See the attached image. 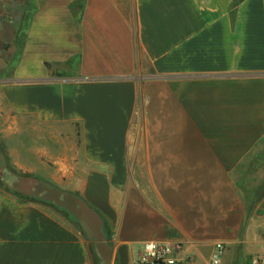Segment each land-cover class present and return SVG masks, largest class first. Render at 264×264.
<instances>
[{
    "label": "crops",
    "instance_id": "crops-1",
    "mask_svg": "<svg viewBox=\"0 0 264 264\" xmlns=\"http://www.w3.org/2000/svg\"><path fill=\"white\" fill-rule=\"evenodd\" d=\"M28 1L0 145L79 216L0 193V264H136L149 240L264 255V196L244 200L264 182V0H19L13 21Z\"/></svg>",
    "mask_w": 264,
    "mask_h": 264
},
{
    "label": "rangeland",
    "instance_id": "rangeland-1",
    "mask_svg": "<svg viewBox=\"0 0 264 264\" xmlns=\"http://www.w3.org/2000/svg\"><path fill=\"white\" fill-rule=\"evenodd\" d=\"M0 0V7L7 9L8 11L3 13V19L4 21H7L10 26H5L3 28L2 21L0 20V78H13L12 70L10 62L13 57L16 55V46L18 42V39L21 40L23 37L22 33L24 32L25 28V21L26 18L27 21L29 20V16L33 9V3L32 1H28V3L22 4V14H25L23 18L17 20V23L14 24V21L9 17V13L12 14L16 8L17 5L21 2L19 0ZM10 6V8H9ZM26 12V13H24ZM6 18V19H5ZM9 18V19H8ZM28 24V23H27ZM8 27H11V29H8ZM20 28V29H19ZM19 29V33L13 34V31H17ZM3 30V31H2ZM10 30V31H9ZM2 31V32H1ZM5 41H8V43L5 44ZM20 44V43H19ZM3 71V72H2ZM2 127V124L0 123V129ZM38 132L37 130H32V123H29V129L21 132L16 131V133H12V138H19V137H29L28 139L32 138L33 134H36ZM3 138V133L0 130V140ZM2 146L0 145V170L2 171L3 167L6 166L9 170L16 174L25 175L24 182H27V188L22 190V188L19 190L23 194H16L12 191V189H9L5 186H9L8 184L5 185V183L0 180V193L2 194V197L6 201H11L15 203H26L31 202L34 204H39L46 209L54 212H58L59 209H62V212L65 213L66 209L70 212L74 213L76 216H79V211L75 207L73 200L75 199L72 194H68L65 191H62L60 188L54 186L51 184V182L47 179L38 178L35 176L34 171H24L23 169L19 168L15 164H12L6 161L5 156L2 153ZM13 180V179H11ZM23 180V179H22ZM4 183V184H3ZM31 183V184H30ZM11 187V186H10ZM14 187V186H13ZM11 187V188H13ZM14 189V188H13ZM15 190V189H14ZM65 200H69V203ZM59 207V209L56 208ZM66 208V209H65Z\"/></svg>",
    "mask_w": 264,
    "mask_h": 264
},
{
    "label": "built area",
    "instance_id": "built-area-1",
    "mask_svg": "<svg viewBox=\"0 0 264 264\" xmlns=\"http://www.w3.org/2000/svg\"><path fill=\"white\" fill-rule=\"evenodd\" d=\"M182 243L171 241H144L137 253L136 264H195L192 256H182ZM223 241L215 242L211 253L202 257L203 264H220L225 250ZM252 264H264V255H255Z\"/></svg>",
    "mask_w": 264,
    "mask_h": 264
},
{
    "label": "trees",
    "instance_id": "trees-1",
    "mask_svg": "<svg viewBox=\"0 0 264 264\" xmlns=\"http://www.w3.org/2000/svg\"><path fill=\"white\" fill-rule=\"evenodd\" d=\"M19 13L18 16L14 18V21L17 23V20L20 19L19 18ZM28 18H26V25L28 23L27 21ZM21 20V19H20ZM7 22V21H5ZM25 25V26H26ZM8 43L7 41H5V44ZM3 72V71H2ZM1 76V75H0ZM25 175H20V174H16L14 172H12L11 170H9L8 168L4 169L2 174H0V180H2L5 185L8 184L9 186H5L9 189H12V191L16 194H23L22 192H20L19 190L22 188V190H24L23 186H27V182H24ZM13 179V180H11ZM23 179V180H22ZM3 183V184H4ZM31 184V183H30ZM13 188H11V187ZM19 189V190H18ZM244 197H245V209H246V217H248L254 207L256 206V204L263 198L264 196V182L259 184L257 187L253 188L250 192H248L247 190H244Z\"/></svg>",
    "mask_w": 264,
    "mask_h": 264
},
{
    "label": "flooded vegetation",
    "instance_id": "flooded-vegetation-1",
    "mask_svg": "<svg viewBox=\"0 0 264 264\" xmlns=\"http://www.w3.org/2000/svg\"><path fill=\"white\" fill-rule=\"evenodd\" d=\"M28 186H23L24 189H26Z\"/></svg>",
    "mask_w": 264,
    "mask_h": 264
}]
</instances>
